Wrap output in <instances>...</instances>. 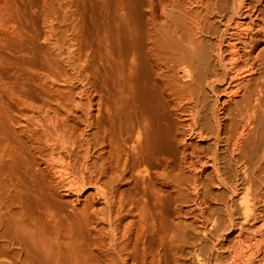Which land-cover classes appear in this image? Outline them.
<instances>
[{
  "label": "bare ground",
  "instance_id": "1",
  "mask_svg": "<svg viewBox=\"0 0 264 264\" xmlns=\"http://www.w3.org/2000/svg\"><path fill=\"white\" fill-rule=\"evenodd\" d=\"M88 1L0 0V264H264V0Z\"/></svg>",
  "mask_w": 264,
  "mask_h": 264
},
{
  "label": "rangeland",
  "instance_id": "2",
  "mask_svg": "<svg viewBox=\"0 0 264 264\" xmlns=\"http://www.w3.org/2000/svg\"><path fill=\"white\" fill-rule=\"evenodd\" d=\"M32 1L34 2V0H32ZM86 1H88V0H85V2H86ZM33 2H32V3H33ZM35 2H36V1H35ZM89 4H90L89 1H88V4H87V2H86V5H87V6H90ZM86 5H85V6H86ZM90 7H91V6H90ZM88 8H89V7H88ZM89 9H90V8H89ZM219 191H220V190H219ZM219 193H223V192L221 191V192H219ZM234 199H235V200H234ZM234 199H233V200L236 201V198H235V197H234Z\"/></svg>",
  "mask_w": 264,
  "mask_h": 264
}]
</instances>
